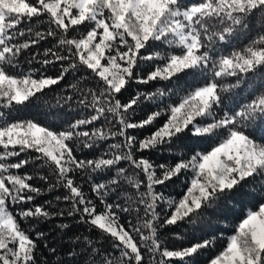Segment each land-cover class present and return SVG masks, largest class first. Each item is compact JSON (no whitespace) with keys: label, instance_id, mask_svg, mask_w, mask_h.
<instances>
[{"label":"snow or ice","instance_id":"6c2138e0","mask_svg":"<svg viewBox=\"0 0 264 264\" xmlns=\"http://www.w3.org/2000/svg\"><path fill=\"white\" fill-rule=\"evenodd\" d=\"M253 16L264 29V0H0V108L25 105L70 71L89 73L82 78L85 85L95 81L94 87L70 85L82 97L79 105L89 111L63 130L31 119L8 122L0 112V264H39L37 251L46 234L36 225L64 216L78 217L76 222L97 232L99 239L75 235L66 258L57 264H196V257L211 248L216 237L169 249L160 229L195 225L205 209L228 200L250 180L259 183L260 202L244 210L226 245L208 264H264V91L238 110L222 115L216 111L223 104L222 93L240 87L249 74L264 72V32L229 54H220L216 47L247 29ZM48 38L54 45L45 48L37 62L44 67L59 62L57 75L35 69L26 74L9 71L19 67L25 51ZM181 74L204 75L206 82L180 96L178 103L139 121L132 119L142 102H162L171 94L163 88L137 91L124 102L120 97L132 83L171 82ZM227 77H236V83L220 82ZM161 118L143 139L129 133L154 126ZM87 126L90 130H81ZM250 127L261 132L260 140L250 134ZM187 137L218 142L190 157L180 154L171 164L156 165L137 155L170 148ZM107 141L114 142L94 159L75 154ZM28 165L47 169L37 173L46 189L33 185V175L19 173ZM113 171L105 182L90 184L102 205L98 208L76 177L83 173L92 181L95 175ZM185 173L190 177H185L186 191L179 199L157 191V186H167ZM122 184L134 193H122L123 205L108 202L109 192ZM56 189L64 192L55 201L66 202V211L55 210L52 201L34 204L45 190ZM121 213H135L136 223L124 222ZM57 227L65 231L70 225ZM174 235L183 239L182 234ZM101 240L119 255L97 247Z\"/></svg>","mask_w":264,"mask_h":264},{"label":"trees","instance_id":"16d2710c","mask_svg":"<svg viewBox=\"0 0 264 264\" xmlns=\"http://www.w3.org/2000/svg\"><path fill=\"white\" fill-rule=\"evenodd\" d=\"M187 3L189 0H182ZM46 26L42 25L41 30H44ZM264 32L261 28L259 19L253 16L250 25L247 29L239 30L235 36L229 37L226 43L217 44V49L220 54H229L233 50H239L249 44L251 40L256 38L259 34ZM24 38H20L22 42ZM54 41L52 38H48L45 41H41L38 45L33 46L30 50L25 51L19 58V67L16 69H9L12 74L27 73L30 70H39L45 75L55 76L59 73L61 64L58 62L54 66L48 65L46 67L38 63V60L43 59V51L45 48L53 47ZM153 49H149L152 51ZM147 54V53H145ZM37 59L33 60V56ZM50 58V57H49ZM31 61V63H29ZM67 63V62H65ZM89 73L83 69L77 71H70L65 75V78L58 84L49 89H46L42 94H37L36 97L26 103L23 106H14L10 109L0 108V112L4 114V120L8 122H15L18 120H34L41 123L44 126H48L54 130H63L70 123L75 120L84 118L88 111L83 109L78 101L81 99V95L70 85L77 84L79 87H94L95 81L89 80L85 85L83 77L88 76ZM206 82L204 75H197L195 78L193 75L181 74L178 78L173 79L171 82H152L148 85H138L132 83L128 91L121 96V100L126 102L130 96L134 95L137 91L152 92L157 88H163L165 91L171 89V94L165 96L162 102H142L136 109L132 119L139 121L146 118L147 114L152 111H156L159 108L166 107L170 103H178L179 98L182 95H186L188 91H191L195 87L202 86ZM221 83L233 84L236 83V77H227L220 81ZM264 91V72H257L255 74H249L244 83L240 87L234 89L231 92L222 93L223 104L216 109L218 115H222L224 111L229 109L238 110V108L244 103L249 102L255 95ZM71 96L72 99L67 98ZM163 118L157 120L154 126H148L143 129H132L129 133L135 135L137 139H143L155 130L156 126L162 122ZM102 123V121H101ZM97 127L100 124L96 125ZM91 126L81 130H90ZM249 132L257 140L261 138V132L259 130L253 131L250 127ZM114 141H107L103 147L96 146L94 148H84L76 151V156L80 159H94L101 155L106 149L107 143ZM218 141L212 139L201 138H183L173 143L169 148L167 146H161L155 150H145L143 153L137 155H143L145 158L150 159L154 164H171L175 162L180 154H184L185 157H190L195 152H204L211 149ZM24 154H21L23 156ZM13 162L16 158H11ZM122 166L127 167V164ZM20 174L28 173L34 176V186L46 189V184L38 179L37 173H46L47 169H36L31 165L25 166V168L18 170ZM115 175L112 173H102L95 175L94 180L89 181L87 176L83 173L77 175V182L82 186L88 198L94 200L99 205L98 200L94 193L90 190V184L92 182H105L110 176ZM190 177V173H185L184 177L180 179H174L167 186H157V191L162 192L166 197H173L179 199L184 191H186L187 179ZM253 188L256 192H253ZM259 183L256 180L248 181L238 192L232 194L228 200H221L214 204L212 207L204 210L202 218L198 220L195 225L182 224L179 227H168L160 229V238L164 241V245L169 249H176L182 246H188L191 243L197 242L210 237H216L215 243L211 248L205 249L196 257V264H208V261L218 254L227 243V237L234 231V226L242 218L244 210L248 207L255 208L260 202ZM134 189H131L127 184H122L121 187L115 192H109L105 198L111 203L124 204L126 197L122 193L127 192L129 195L134 193ZM63 196L64 192L61 189L44 193L35 198L34 204L43 205L46 201H52L55 210H67L68 205L66 202L55 201L56 196ZM127 206V205H125ZM142 207V206H141ZM124 222L130 221L136 223L135 213H121ZM76 219L71 217H53L48 221H41L36 225V230L42 231L46 234V239L40 241V248L37 251V260L39 264H57L59 258H66V252L69 250L71 240L75 235H89L94 241L99 239L97 232H90L87 225L79 224ZM32 223L35 224V221ZM60 223H68L70 228L65 231H61L57 225ZM25 227H29L27 223ZM176 233L182 234L183 239L178 240L175 238ZM47 244V248L44 245ZM102 250H108L113 252L114 255L119 253L110 248V244L107 240H101L96 245ZM56 249V253L53 254L50 249ZM145 264H148L147 260Z\"/></svg>","mask_w":264,"mask_h":264}]
</instances>
